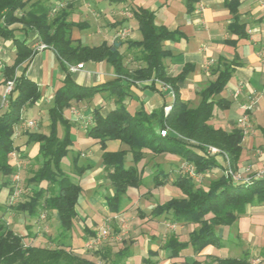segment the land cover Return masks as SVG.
Listing matches in <instances>:
<instances>
[{
  "label": "trees",
  "instance_id": "1",
  "mask_svg": "<svg viewBox=\"0 0 264 264\" xmlns=\"http://www.w3.org/2000/svg\"><path fill=\"white\" fill-rule=\"evenodd\" d=\"M185 2L190 8L193 0ZM25 4L26 0H0V36L13 35L16 28H10V25L14 22L22 23L21 29L26 32L35 28L43 44L51 48L60 59L65 76L61 85L54 90L47 108L48 132L24 131L26 144L38 143V152L34 156L37 167L28 178L34 189L26 199L15 205L7 203L3 205L5 208L24 211L34 217H38L41 212L55 211L60 236L70 239L75 219L79 217L78 201L82 186L63 168V160L69 156L73 144L72 122L65 117L64 110L73 100L90 99L98 93L103 94L105 99H111L112 106L106 113L101 112L100 106L92 110L85 134L95 139L102 149L103 171L112 189L105 197L108 212L119 213L124 200H129L128 190L143 184L142 169L138 168V163L145 158L146 152L153 155L175 154L182 168L185 163L193 168V174L178 170L170 178L169 170L157 165L151 178L154 187L164 186L170 181L180 194L156 202L149 213L153 217L162 216L172 225H195L185 241L179 240L175 233L165 237L160 249H169L171 258L179 256L189 246L196 252L207 246L221 247L223 242L218 232L220 226L234 224L238 218L246 215L250 206H264V172L247 178L233 176L238 172L241 157L242 129L233 127L226 130L210 123L215 107L224 110L229 106V100L219 94L231 77L233 62L223 59L217 61L212 69L215 78L197 91L200 100L196 105H191L190 101L180 97L177 82L187 77L193 64L185 65L175 75H168L164 60L170 53L163 48V43L174 38L175 32L156 23L154 11L141 7L133 11L141 38L124 41L127 53L137 60L135 66H129L125 63L124 50L119 49L123 41L114 44L102 42L93 46L75 43L71 36L72 30L74 27L82 28L83 25L68 21L65 8H57V5L49 8L34 2L18 16L16 11ZM226 4L235 16L236 1L228 0ZM232 25L240 35L243 34L240 24L235 21ZM15 44V60L3 69L4 84L13 79L14 86L7 97L5 109L0 112V192L8 187L9 193L14 190L11 177L15 172L9 154L20 151V146L15 144V124L20 122L22 110L32 107L42 96L36 82L26 75L35 49L27 45L25 40H16ZM87 61L109 63L114 75L94 85L78 84L69 65ZM22 63L21 72L17 73L16 68ZM146 80L150 81L147 87L152 90L162 91L167 86L172 89L173 99L167 112L164 107L149 111L143 102L130 108L138 99L136 90L141 89L140 83ZM59 125L62 126V134L59 133ZM162 129L166 130L165 135H161ZM260 131L263 138L261 147L264 150V125ZM107 140H119L125 148L106 150ZM210 147L217 151L211 152ZM128 152L131 154L130 163L126 159ZM20 155L27 157L24 153ZM79 155L77 153L73 156L71 162L76 174L81 176L89 165H79ZM212 168H220L221 174L204 185L198 184L195 176ZM0 210H3L1 204ZM140 215L143 217V213ZM83 229L95 235L94 230L89 231L86 227ZM65 238L59 239L60 244L56 247L25 244V236L15 232L0 216V264H98L75 253ZM260 250L264 259V245ZM147 253L144 264H154L151 254L158 252L148 250ZM108 255L109 252H103L101 257L107 259ZM128 256L130 251L126 245L113 253L110 263L125 264ZM170 264L179 263L173 261ZM189 264L262 263L253 262L250 251L245 249L237 257L214 256L209 263L195 259Z\"/></svg>",
  "mask_w": 264,
  "mask_h": 264
},
{
  "label": "crops",
  "instance_id": "2",
  "mask_svg": "<svg viewBox=\"0 0 264 264\" xmlns=\"http://www.w3.org/2000/svg\"><path fill=\"white\" fill-rule=\"evenodd\" d=\"M227 1L228 0H193L192 6L188 8L185 0H26L25 6L18 9L16 14L20 16L29 9L34 2H40L42 5L48 6L49 8H53L58 3H63L62 7L68 12L67 20L83 25L82 28H73L71 36L74 42L93 46L102 42L114 44L119 41L124 42L128 39H140L141 34L138 30L137 20L133 16V11L140 7L154 11L156 23L163 24L169 30L175 32L174 38L163 43V48L170 53L164 60L168 75H175L179 73L185 65L193 64V69L189 72L187 77L183 81L177 82L180 97L183 100L190 101L191 105H196L200 100L197 91L209 80L215 78L212 69L217 61L223 59L227 62H233L231 77L219 94L221 97L229 100V106L224 110L215 107L214 116L211 118L210 123L215 127H222L226 130H230L233 127L242 129V150L240 162L238 163V171L250 173L254 168L264 166V150L261 147L263 138L260 131V127L264 125V63L260 57V50L264 43V8L257 0H235L237 7L235 11L236 15L234 16L229 6L226 4ZM235 21L242 26V35L239 34L236 27H233L232 24L235 23ZM21 26L22 23L14 22L10 25V28H16L13 35L5 37L0 36V112L6 107L3 102L4 66L11 65L15 60L16 40H25L27 45L35 49L27 67L26 75L36 82L41 90L42 96L32 107H25L22 110L21 120L15 124V138L21 142H15V144L20 146L19 153H24L27 157L32 159L38 152V143H25V130H22V126L25 125L22 122L36 119L37 122L41 123V127L36 128V130H32L33 127L30 129L29 127L25 128L30 131L48 132L49 120L47 109L46 118L44 120L41 117L45 113L43 110L44 107L40 108L39 106L45 103H51L54 90L61 85L65 76V70L63 69L60 59L51 48H37V46L43 42L35 28L28 29L26 32L21 29ZM126 27L129 30L128 35L126 37L116 38V32ZM125 46L126 42L120 45L119 49L121 51L124 50L125 60L128 61V59H133V56L127 53ZM78 63H83V67L71 71L74 80L78 84L84 86L94 85L114 75L112 66L105 61ZM72 64L75 65L77 63ZM22 67L23 63L16 68V72L20 73ZM149 83L150 81L148 80L140 83V86H142L141 89L136 90L138 95L137 104L143 102L144 106L149 111L170 106V102L173 99L172 89L167 86L163 88L162 91L152 90L147 87ZM157 87H159V84H157ZM249 96L254 98V103L252 109L248 113L245 126L242 127L239 123L244 112L242 106L247 102ZM104 97L105 96L101 93L95 94L90 98L97 99L95 100V104H91L92 106L89 105L88 107L85 106L84 112H92L94 108L100 106L101 112L106 113L111 109L112 100L105 99ZM84 100L85 103H88V99ZM84 100H73L72 102L80 104V102ZM36 107L39 109L38 113L40 118L25 116L26 111ZM82 113L83 112L79 111L80 116H83ZM91 115L92 113L89 114V116ZM70 116L72 118H69V120L72 122L71 136L73 144L69 156L65 160V164L68 163V158L71 159L79 153L81 145H92L93 153L96 154L97 150L98 157L94 159L90 156L86 159L85 163H82L83 161L78 159L77 163L79 165L88 164L89 167L84 171L79 180H74L81 184L82 191L86 188L85 183L88 182L89 186H93V193H97L100 188L104 187L103 184H106L108 181L105 177L101 161L102 149L95 139L87 136L85 133H81L83 137H80L74 129L77 119L73 114ZM84 117L88 116L84 114ZM20 131H22L23 135H20ZM105 144L106 150L110 151L125 148L119 140H107ZM164 154L178 157L175 154ZM126 159L127 162L131 161L130 152L126 154ZM217 169L221 170L220 168ZM258 170H264V168ZM254 173L255 172H253L252 175ZM89 177L91 178L89 179ZM89 181H91V183ZM108 191L107 195L101 194L96 197L91 195L90 198L88 196L85 201L89 206L94 208L95 205L100 204L107 211L105 197L111 193L112 189L108 188ZM129 191L130 189L128 192ZM9 194H11V192ZM127 194L129 198H131V194ZM22 199L19 201H22ZM134 200L135 202H143L145 201V196L136 197ZM80 203L79 197V217L75 219V222L77 219L84 220V218L89 215L96 217L94 216L96 213L95 211H97L99 207L97 210H92L93 213L90 212L89 214V212L84 210L81 211ZM251 207L252 206H250V208ZM11 210L12 212H10ZM3 213L7 216L5 219L8 220L11 217L15 218L18 216V219H20V216L23 217L22 222L19 221L15 224V221H13L12 225L6 220L8 222L7 224L12 227L15 232L23 234L22 231H16L15 228L19 229L20 226L23 227V222L25 224V221L29 219V215L24 211L14 210V208H5ZM48 214L54 217L57 222L56 227H58L59 221L56 212L49 210ZM33 217L34 216H32V219H34ZM151 217L150 215V218ZM2 218L4 219V216H2ZM152 220L150 235L143 232L141 235L137 236H141V239L136 242L133 241L129 246L130 256L125 259V264H144L145 258L148 256V250L158 252L155 255L151 254V259L154 261V264H170L173 261L179 264H189L195 259L203 262L207 257H237L236 255H228V253H226L228 250L226 241L230 242L227 237L231 236L228 229L235 225V227L239 228L241 222L245 221L246 218L244 216L240 217L234 224L220 226L218 228L219 235L223 242L221 247L207 246L196 252L189 246L183 249L179 256L173 258L170 257L171 251L169 249H160L161 243L169 233H175L181 241L187 240L189 232L195 225L191 223H176L172 225V228L162 233L160 231L164 227L163 223L167 221L163 219L162 216L152 217ZM30 223H32V221ZM27 224H29V222ZM27 224L24 228L30 227L27 226ZM84 227L88 229L86 221L85 225H83V228ZM238 234L243 239L246 237L245 232L237 229L234 236L238 237ZM55 236L56 234L51 237L54 238ZM41 237L42 235L39 234L38 238ZM73 240L74 237L72 235L69 242L71 248L75 253L80 254L78 249H73L72 245L75 243V240ZM233 245V248L230 249L229 252L231 250L236 252L235 249L237 246H235L236 244ZM245 249L240 250V252Z\"/></svg>",
  "mask_w": 264,
  "mask_h": 264
},
{
  "label": "rangeland",
  "instance_id": "3",
  "mask_svg": "<svg viewBox=\"0 0 264 264\" xmlns=\"http://www.w3.org/2000/svg\"><path fill=\"white\" fill-rule=\"evenodd\" d=\"M127 30L124 37L128 35V28H125ZM125 63L129 66H135L137 64V60L128 59L125 60ZM95 100L97 99H88L85 103V100L80 102V104H76L71 102L70 106L67 107L64 110L65 117L71 118V114L73 116H76L77 121L75 122L74 129L77 131V133L80 135V137H83L81 133H85V130L87 128V125H89V114L91 112H84L85 106L94 105ZM45 103V102H44ZM83 103V104H81ZM86 104V105H85ZM50 104L45 103L42 104L41 107H44V114L41 116L42 119L45 120L46 118V109L48 108ZM91 105V106H92ZM137 105V102H134L132 106H130L131 109H133ZM83 108V109H82ZM38 108H32L25 112L26 117H37L40 118L38 113ZM70 110V111H68ZM78 110V111H77ZM83 110V111H82ZM79 111L83 112L82 115H79ZM71 113V114H70ZM84 114L89 117H84ZM33 120V119H32ZM35 126L32 128V130H36V128L41 127V123L37 122L35 119ZM25 123V122H22ZM22 125V124H21ZM26 126H22V130H28L25 128ZM59 133L62 134V126H58ZM20 135H23L22 131H20ZM16 143H20L18 139L15 138ZM79 160L83 161L82 163L86 162V159L90 156H92L94 159L98 157V151L96 150V154L93 153L92 145L83 144L79 148ZM72 156V155H71ZM9 160L12 163V165L15 167V172L11 177V182L13 183L14 190L9 195V189L8 187H4L0 192V204L3 207V210H0V216H4V221L8 223L5 219L7 216L4 215V206L7 205V203L15 204L20 199L26 198L27 195L31 194V191L34 189V186L32 183L28 181V178L31 174V171L37 167V161L29 157L21 156L19 151H13L9 154ZM66 157L63 160V165L65 164ZM66 165V166H65ZM63 166L64 170L71 174L73 179L79 180L81 176L77 175L74 171L73 165L71 163V159L68 158V163ZM157 165H160L165 170H169L170 178L174 176V174L179 170H184L181 167L180 160L178 157H172L168 154H160V155H153L150 152H146L145 158L138 163V168L142 169V176H143V184L134 189H130L128 192L131 198L129 200H124L123 207L119 213H110L104 209L102 205H95V208L92 206H89L86 203L87 197L91 195H94L95 197L97 195H107L108 194V188H111V184L109 180L106 184H103V188H100L97 193H93V186H89L88 182L85 183L86 188L82 191L80 195V208L81 211L86 212H92V210L95 211L96 217H93V215H89L88 217L84 218V220L77 219L75 222V225L72 229L71 236L74 237V244L72 245L74 250L80 251V255L89 258L93 260L94 262L98 264H111V258L113 257V253L117 250L123 248L124 246H130L131 243L134 241H139L141 238L137 237L141 235L143 232L150 235V229L151 224L153 222L152 215L149 213L151 207L158 201H163L168 199L171 196L180 194L176 188H173L170 184V181L167 182L164 186L161 187H154L153 181H152V175L154 173V169ZM184 166V165H183ZM264 166H261L260 168H254L252 171L255 173H258V169H262ZM186 170V169H185ZM250 173H243V172H237L236 175H238L239 178H244L249 175H252L253 172ZM221 170L217 168H212L211 170L206 171L205 173L199 174L195 176V180L198 184L204 185L206 184L211 178L218 176L221 174ZM254 173V174H255ZM86 176V175H85ZM91 177H89L90 179ZM88 179V180H89ZM91 183V181H89ZM18 190V192H16ZM9 195V196H8ZM145 196V201L141 202H135L134 199L139 196ZM12 196V197H11ZM129 196V195H128ZM94 197V198H95ZM99 197V196H98ZM22 199V200H23ZM140 200V199H139ZM138 200V201H139ZM141 204V205H140ZM4 205V206H3ZM263 206V205H262ZM262 206H252L249 207L246 212V215L244 217L246 218L245 221L241 222V226L238 227H231L229 230V233L231 236L227 237L230 242L226 241L227 245V251L228 255H241L242 251L240 250L247 248L250 251V257L253 262H260L264 264V259L260 255V249L264 245V207ZM9 211V210H8ZM42 211V210H41ZM12 212V210L10 211ZM42 213V212H41ZM140 213H143V217L140 215ZM150 215L152 216L150 218ZM93 217V218H92ZM243 217V216H242ZM22 216H20V219H18V216L13 218H9V224L12 225L13 221L14 223H18L19 221L22 222ZM27 221H25V224L23 222V227L20 226L19 229H16V231H22L23 235L25 236L24 243L25 244H35V245H41V246H47V247H56L59 245V239L65 238L60 236L59 228L56 227L57 222L55 221L54 217L51 214H48L45 212V216L42 217L41 214L38 215V217L32 216L28 217ZM3 219V218H2ZM32 221V223H30ZM85 221L88 225L89 231L94 230L95 235H92L91 233L85 231L83 229V225H85ZM29 222V224H27ZM27 224V228H24ZM164 227L160 232H166L169 228H172V224L168 222H164ZM107 228V233L102 235L101 230L104 228ZM12 228V227H11ZM237 229L245 232L246 237L243 239L239 234L238 237L234 236V233L237 232ZM155 230V229H154ZM147 231V232H146ZM32 234V235H31ZM39 234L42 235L41 238L39 237ZM56 236L52 238L54 235ZM99 234V235H98ZM52 236V237H51ZM68 236V235H67ZM93 238H96L95 244L91 246H87V242ZM67 239V237L65 238ZM68 240V241H67ZM67 242H70V239H67ZM238 243V244H237ZM140 244V243H139ZM233 244H236V252L230 251V249L233 248ZM71 247V244H70ZM77 251V252H78ZM75 252V251H74ZM103 252H109V258H102L101 255ZM111 257V258H110ZM129 257V256H128ZM212 257H207L204 259V262L209 263L211 261Z\"/></svg>",
  "mask_w": 264,
  "mask_h": 264
},
{
  "label": "built area",
  "instance_id": "4",
  "mask_svg": "<svg viewBox=\"0 0 264 264\" xmlns=\"http://www.w3.org/2000/svg\"><path fill=\"white\" fill-rule=\"evenodd\" d=\"M262 6H263V8H264V0H257ZM61 6H63V3H58L57 4V8L58 7H61ZM200 9H201V7H200ZM126 32H127V30L125 29V28H121V29H119L117 32H116V38L118 37V38H120V37H124L125 36V34H126ZM46 47V45L45 44H43V43H41V44H39L38 46H37V48H39V49H42V48H45ZM260 57H261V60H262V62L264 63V43L262 44V47H261V50H260ZM83 67V63H77V64H75V65H73V64H70L69 65V69L71 70V71H74V70H77V69H80V68H82ZM13 86H14V80L13 79H11V80H7L6 82H5V84H4V98H3V102L5 103V105H6V102H7V97H8V95H9V93L11 92V90L13 89ZM253 103H254V98L252 97V96H249L248 97V100H247V102L246 103H244L243 104V109H244V112H243V114H242V118H241V120H240V126H242V127H244L245 126V122H246V120L248 119V113H249V111L252 109V107H253ZM170 109V106H165L164 107V110H165V112H167L168 110ZM76 117V116H75ZM25 126H27V127H29V128H32V127H34L35 126V121L34 120H32V119H30V120H27V121H25ZM160 133H161V135H165L166 134V130H160ZM210 149V151L211 152H215V151H217V149L216 148H214V147H210L209 148ZM184 166H183V168H185L184 170L185 171H187V172H189V173H191V174H193V168L188 164V163H185V164H183ZM264 171L263 170H261V171H259L258 172V175H260V174H262ZM235 178H238V175H236V174H234L233 175ZM16 192H18V190H16ZM12 197V196H11ZM41 216L42 217H44L45 216V212L44 213H41ZM101 233H102V235H104V234H106L107 233V228L105 227L103 230H101ZM99 235V234H98ZM95 240H96V238H93V239H91V240H89L88 242H87V246H93L94 244H95ZM93 247H95L96 248V246H93Z\"/></svg>",
  "mask_w": 264,
  "mask_h": 264
}]
</instances>
